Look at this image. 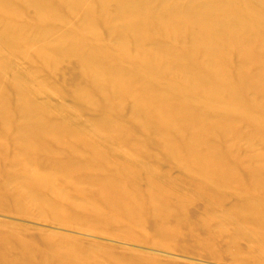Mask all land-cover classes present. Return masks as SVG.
Here are the masks:
<instances>
[{"label":"rangeland","instance_id":"obj_1","mask_svg":"<svg viewBox=\"0 0 264 264\" xmlns=\"http://www.w3.org/2000/svg\"><path fill=\"white\" fill-rule=\"evenodd\" d=\"M244 1L250 4L248 8L255 17L264 18V0ZM49 2L59 7L61 19L58 22L54 23L47 13L44 20L34 19V6L19 7L16 14L0 12V87L9 95L20 90L42 111L50 128L56 130L62 125L64 132L60 135L64 137L62 140L47 134L24 137L20 132L25 131L27 122L17 111L7 126L2 120L4 116L0 115V264H264V197L262 209L256 210L255 216L246 214L248 206L244 200V195L253 191L256 184L264 187V169L246 175L243 186L235 181L227 190L216 189L193 175L191 170L197 166L187 167L190 163L184 164L187 157L180 154V159L178 154L177 162L176 155L171 158L172 155L151 144L150 138L155 141L161 129L157 130L155 138V135L143 138L145 135L135 130L130 120L132 100L128 97L112 111V118L124 121L128 128L120 132L103 125L101 121L110 118L111 110L105 107L92 85L90 72L81 65L83 55L93 51L101 65L107 62L118 65L123 72H130L138 65L131 54L140 48L173 49L181 53L212 49L226 50L232 67L243 69L248 67L243 62V51L254 49L264 54V41L254 38L253 49H246L234 44L191 42L185 35L170 37L158 31L147 41L124 39L113 29V14L104 16L97 5L93 19L101 27L94 34L83 30V13L73 12L66 0ZM151 5L157 8L160 4L152 0ZM113 7L110 5L109 10ZM66 21L73 27L65 25ZM52 25L64 37L56 38L44 32ZM35 38L43 41L38 46L54 49L75 46L77 51L55 60L53 54L49 57L38 52ZM107 50L113 51L115 58L106 60L103 56ZM123 55L128 58H121ZM249 70L256 75L260 71L258 75L264 76L261 62L251 63ZM182 76L183 73L173 67L168 70L166 79L177 82ZM138 82L141 84L144 79L139 78ZM77 85L88 95V100L75 95ZM242 89L245 98L260 97L250 86ZM181 91L186 99H191L186 88ZM233 113V109L224 104L206 116L209 123L223 129V137H219L220 134L211 137L213 143L230 148L229 158L240 161L243 167L252 164L264 167V136L257 131L256 119L239 118ZM184 130L182 137H192V132ZM21 136L33 144L35 139L41 138L44 146L37 142L39 147L24 152L26 141L22 140L21 145ZM207 137L205 142L211 139ZM47 143L52 145L51 149L46 147ZM87 152L93 153L87 155ZM85 159L88 162H84ZM190 161L195 164L196 159ZM102 164L104 167H99ZM36 174L48 176L49 180L41 179L47 183L52 179V183L41 180L42 184L39 183L37 178L40 177ZM105 178L112 180L105 182L108 186L104 183L110 191L101 187ZM113 179L123 183L122 190L124 182L130 188L124 185L126 193L123 192L126 188L122 191L121 187L122 194L118 193L119 188L114 186L117 181ZM110 188L116 195L125 193L119 201L123 203L122 210L112 198L116 195L108 194ZM129 190L136 197L132 198ZM104 199L107 207H104ZM116 199L119 200L118 196ZM132 208L136 214L130 210ZM152 209L157 210V216L158 210L169 211V215L155 216L156 222ZM158 220L160 225H156Z\"/></svg>","mask_w":264,"mask_h":264},{"label":"bare ground","instance_id":"obj_2","mask_svg":"<svg viewBox=\"0 0 264 264\" xmlns=\"http://www.w3.org/2000/svg\"><path fill=\"white\" fill-rule=\"evenodd\" d=\"M49 1L51 0H0V12L4 14H16L17 11L20 10L19 7L34 6L36 11L34 19L44 20V14L47 13V17L52 19L54 23L58 22L61 19L58 9L59 7ZM66 2L73 12L83 13V30H87L94 34H96L99 27H101L100 23H96V20L94 21L93 19V14L96 10L95 6L97 5L99 7L98 9L104 14V16L106 14H113L115 18L113 29L117 32L119 37L124 39H145V41H147V39H150L153 34H156L154 31H158L160 34L170 37H180L181 35H185L186 39L191 42L222 44L225 46L234 44L246 49H253L252 44L254 38H259L264 41V18L255 17L248 8L250 4L248 5V2L244 0H158L160 5L157 8H154L151 5L152 0H66ZM110 5H114L112 11L109 10ZM65 25L70 26L71 28L73 27L71 26L72 23L70 21H66ZM44 32L52 34L56 38L64 37V35H61L62 33L60 30L56 29L53 25L50 28L44 29ZM34 40L36 45L43 42L39 38H35ZM11 46L14 49L17 48L14 44H11ZM85 48L87 49V47ZM36 49L40 54L46 56H51V54H53L55 60H60L77 51L75 46H69L66 49L55 47L54 49L51 46L42 45L38 46ZM17 50H19V47ZM247 51L248 50L243 51V62L248 64V67H242L243 69L232 67V63L228 62V52H226V50L219 51L212 49L189 50L181 53L174 51L173 49L159 50L140 48L137 49L135 53L131 54V58L135 62L138 61V65H134L130 72H123L117 67L118 65L114 66L107 62L101 65L96 59L97 55L93 51L83 55L81 65L90 72L92 85L96 88L105 107L111 110L110 118L106 117V119H108L102 120V124L104 123L105 126L107 125V127L116 129L120 132L125 131L128 126L124 121H115L112 118V111L115 110V107L119 103L125 100V97L130 98L132 100V106L130 105V113L132 111L130 120L135 124V130L137 129L138 133L145 135V137L142 136L143 138H146L147 136L150 138V136L152 137L154 135L155 138L157 130L161 129L160 131L162 133L159 137H156L155 141L153 138H150L151 144L157 145V147L160 148L159 151L162 150L164 153L172 155L171 158H175L174 156L176 155V161L178 160V154L179 158L180 154L187 157L186 160L188 159L189 161L184 160V164L186 165L190 162L189 165H191H186L187 167L192 168V166H197L196 168H193L194 170H191L192 173L194 172L193 175L195 174V176L197 175L201 177L221 191L229 189L230 183L235 181H238V183L240 182L242 184L240 186H243L246 175H251L262 168L264 169V167L255 164L243 167L240 161L230 159V153L228 150L230 148L227 149L221 147L218 143V145H216L211 138L218 137L219 134V137L222 136L223 129L221 130L217 125L209 123L206 117L209 113H212L213 111L216 112L219 106H224L225 104L230 109L232 108L234 111L233 114L239 118H245L248 120L256 119L254 122L257 124V131L264 136V76H260V71H258L260 75H258L259 73L256 75L249 70V65L253 62H261L262 70L264 69V54L256 52L254 49L252 51ZM112 52L113 51L110 50L105 51L103 57L106 60L115 58ZM121 58H128V55H123ZM173 67L178 68L181 74L183 73L182 78L177 82H172L166 79L168 70ZM262 75H264V73H262ZM139 78L144 79V82L139 84ZM246 86L255 89V91L260 94V97L245 98L242 88ZM183 87L186 88L187 92L191 95V99H186V97L182 95L181 90ZM24 95L20 90H17L13 95H9L5 88L0 87V115L4 116L2 120L6 123L5 125H8L7 122H10V120L13 119L12 117H14V114L17 111L21 118H24L27 122L25 131L20 132L23 136L29 135L30 137L31 135L36 136L41 134L44 136V134H47V136H58L60 139L64 134V132H62L63 129H61L62 125H60L59 128L56 127V130L50 128L48 126L50 124H48L43 117L42 111L36 108L32 102L24 97ZM75 95L79 98H86L88 100V95H86L79 85L76 87ZM182 130L185 132H192V137H182ZM228 130H230V128H228ZM61 134L62 136L60 137ZM206 136L211 138L207 137L210 139L207 140V142L210 141V145L204 141ZM62 138L60 140H62ZM159 139L161 142H159ZM22 140H24L23 137L20 139V142ZM40 140L41 138L39 141L35 139L36 144L34 143V145L33 143H28L25 139L24 141L26 142L24 145L23 141L21 144L25 146V149H23V146L21 147L25 150L24 152H32L33 149H36L38 144H43L40 143ZM44 140L46 142V139ZM216 140L218 139L216 138ZM37 142L39 143L37 144ZM48 143L46 147L49 148L50 146L51 149L52 145ZM213 144L216 146H213ZM41 149V151L44 150L43 147ZM81 150H83V148H81ZM81 152L83 154V151ZM88 152L87 155L93 153L90 152L89 154ZM85 155L86 152H84V156ZM191 158L196 159L195 164L190 161ZM87 159L83 161L85 162ZM33 161L34 160L32 159L30 160V162L35 165L36 162ZM84 162L83 168L86 165ZM101 166H103V164L99 167ZM185 167L183 165V168ZM189 168H187V170H190ZM115 171L118 173L117 170ZM36 175L38 176L39 174ZM119 175L122 176V174ZM37 176L35 177L37 178ZM41 176L42 177L39 175L38 177L40 178H37L39 183H41L40 180L44 182V179H48V176L46 177V175ZM112 178L114 177L112 176ZM110 179H103L104 182L102 183L103 186H101L102 189L105 188L104 185H107ZM51 180L49 182L50 184L52 183ZM45 181L46 182L44 183H47V180ZM106 181L108 182L105 183ZM117 182L114 186L117 185L119 190L116 187L114 188H116L119 193L120 187L123 183L121 182L120 184L118 182V184ZM124 185L126 186L125 182ZM124 185L123 190L128 187V185L126 187ZM107 186L104 190L109 188H107ZM240 186L239 189L241 188ZM126 191L127 188L123 192L126 193ZM111 192H113L112 189ZM111 192L108 193L111 194V197L112 195H116V191L113 192L114 194ZM130 192L131 191L129 190L128 193L130 194ZM263 192L264 187L260 184H256L253 191L250 190L244 195L245 203H247L246 205L248 206L246 214L252 216L257 213L255 212L256 210H260V208L262 209V198L264 197V195H262ZM120 193L122 194V192ZM121 194L116 195L119 200H117L116 197H112L115 199V202L118 201V204L120 205L117 204L120 207H118L119 209H121L123 204L119 203L124 195ZM130 195L128 196L130 197ZM131 196L132 198L136 197L133 196V194ZM108 198L112 200V198ZM126 198H128L127 195ZM96 199H99V196ZM104 200V207H107L105 206L107 205L105 204L107 201L106 199ZM127 200L130 201V199ZM100 201L101 200H99V203ZM110 201L108 202L110 203ZM93 202L95 203V201ZM127 210H125L126 215H128ZM130 210L134 212L135 209L132 208ZM153 211L155 212L157 210L154 209ZM158 212L160 213L158 216L163 215V218L164 216L168 217L166 215H169V211L158 210ZM156 214L157 212H155L154 215L152 214L154 217L153 220L155 221L158 217ZM132 217H134V215ZM157 224L160 225L159 220L156 225Z\"/></svg>","mask_w":264,"mask_h":264}]
</instances>
